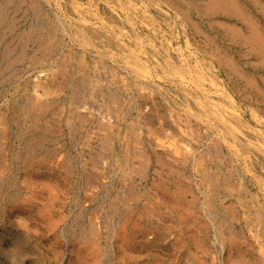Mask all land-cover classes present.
<instances>
[{"label": "rangeland", "instance_id": "obj_1", "mask_svg": "<svg viewBox=\"0 0 264 264\" xmlns=\"http://www.w3.org/2000/svg\"><path fill=\"white\" fill-rule=\"evenodd\" d=\"M220 1L0 0V264H264V0Z\"/></svg>", "mask_w": 264, "mask_h": 264}, {"label": "bare ground", "instance_id": "obj_2", "mask_svg": "<svg viewBox=\"0 0 264 264\" xmlns=\"http://www.w3.org/2000/svg\"><path fill=\"white\" fill-rule=\"evenodd\" d=\"M215 1V0H214ZM233 1H235V0H233ZM249 1V0H248ZM200 2V1H199ZM220 2H222V4L224 3L222 0L220 1ZM202 3V2H201ZM232 3V2H231ZM253 3V2H252ZM216 4V3H215ZM217 4H219V2L217 3ZM216 4V5H217ZM221 4V3H220ZM219 4V5H220ZM226 3H224V5H225ZM234 4V3H233ZM254 4V3H253ZM227 6H228V4H226ZM237 5V4H236ZM263 5V4H262ZM206 6H208V4L206 5ZM230 6V5H229ZM257 6V5H256ZM263 8V7H262ZM215 11L217 10V9H215V8H213ZM219 9V8H218ZM242 9V8H241ZM239 10V9H238ZM255 10V9H254ZM219 11V10H218ZM218 11H216V12H218ZM246 13V12H245ZM249 13V12H248ZM243 20V19H242ZM216 22H218V21H216ZM212 23V22H211ZM195 25V24H194ZM223 24H221V26H222ZM226 26V25H225ZM236 29V28H235ZM230 31H231V29H230ZM263 32V31H262ZM231 34V33H230ZM259 34V33H258ZM258 34H257V36H258ZM234 37V36H233ZM255 37H256V35H255ZM259 38V37H258ZM257 39V38H256ZM249 41V40H248ZM258 42V41H257ZM260 43V42H259ZM23 47V46H22ZM27 47V46H26ZM262 48H263V46H262ZM262 50V49H261ZM19 57V56H18ZM263 58H264V56H262ZM226 59V58H225ZM263 61V60H262ZM229 62V61H228ZM231 62V61H230ZM65 63V62H64ZM61 65V64H60ZM64 66V65H63ZM231 65H229V67H230ZM64 70V69H63ZM66 72V71H65ZM243 76V75H242ZM63 78H66V77H63ZM62 78V79H63ZM82 79V78H81ZM251 79V78H250ZM64 81V80H63ZM63 83V82H62ZM109 83V82H108ZM250 83V82H249ZM107 84V83H106ZM248 84V83H247ZM60 85V84H59ZM86 90H87V88H86ZM257 90V89H256ZM84 92V91H83ZM86 92V91H85ZM89 93V92H88ZM78 94V93H77ZM115 94V93H114ZM88 95V94H87ZM95 96V95H94ZM86 97V96H85ZM120 97V96H119ZM83 99V98H82ZM78 101V100H77ZM81 101V100H80ZM83 103V102H82ZM115 104V103H114ZM22 106V105H21ZM109 106V105H108ZM113 106V105H112ZM100 107H102V106H100ZM119 108V107H118ZM117 108V109H118ZM19 112V111H18ZM5 117V116H4ZM83 120H85V119H83ZM57 121V120H56ZM33 127V126H32ZM48 127H50V126H48ZM57 128V127H56ZM47 129V128H46ZM50 130V129H49ZM60 130V129H59ZM58 130V131H59ZM47 131H48V129H47ZM45 133V132H44ZM15 134V133H14ZM11 135V134H10ZM17 136V135H16ZM15 136V139L17 138ZM11 139H12V137H11ZM48 139H50V138H48ZM107 142V141H106ZM48 151V150H47ZM90 151V150H89ZM94 151V150H93ZM99 155V154H98ZM12 157V156H11ZM135 158V157H134ZM91 159V158H90ZM92 161V160H91ZM94 161V160H93ZM92 161V162H93ZM96 163V162H95ZM97 164V163H96ZM10 166L12 167V164H10ZM17 167V166H16ZM90 167V166H89ZM95 167V166H94ZM14 170H15V167H14ZM4 172V171H3ZM14 174H15V172H14ZM131 174V173H130ZM13 175V174H12ZM7 177V176H6ZM94 177V176H93ZM11 180V179H10ZM95 180V179H94ZM137 183V182H136ZM217 183V182H216ZM9 187V186H8ZM18 188H16V182H15V179H13V187H9V191H8V197L11 199V198H15L16 197V193L18 192V190H17ZM135 189V188H134ZM130 191V190H129ZM178 194V193H177ZM141 195V194H140ZM132 196V195H131ZM136 196V195H135ZM117 197V196H116ZM173 197V196H172ZM134 198V197H133ZM136 198H137V196H136ZM126 199V198H125ZM170 199V198H169ZM173 199H175V198H173ZM14 200V199H13ZM15 201V200H14ZM127 201V200H126ZM169 202L171 201V200H168ZM11 202V201H10ZM117 202V201H116ZM175 202V201H174ZM187 202V201H186ZM13 203V206H12V208H11V213H16V211H17V206L14 204V202H12ZM180 203H181V201H180ZM184 204H185V202H184ZM172 205V204H171ZM191 205H192V203H191ZM180 206V205H179ZM169 207H171V206H169ZM186 207H187V205H186ZM189 207V206H188ZM190 207H192V206H190ZM226 208V207H225ZM10 209V208H9ZM137 210V209H136ZM194 210V209H193ZM184 211V210H183ZM196 211V210H195ZM127 213V212H126ZM130 213V212H129ZM184 214V213H183ZM186 215V214H185ZM168 216V215H167ZM188 216V215H187ZM231 216H233L232 214H231ZM127 217V216H126ZM132 217V216H131ZM118 218H119V216H118ZM121 218V217H120ZM119 218V219H120ZM131 219V218H130ZM77 220V219H76ZM125 220V219H124ZM182 221V220H181ZM230 225H232V224H230ZM221 226V225H220ZM219 226V227H220ZM120 227V226H119ZM123 227V226H122ZM192 227V226H191ZM91 229V228H90ZM167 230V229H166ZM120 231V230H119ZM121 232V231H120ZM196 232V231H195ZM93 234V233H92ZM117 234V233H116ZM122 234V233H121ZM14 240H15V243H14V246H13V248H12V252H13V254H15V253H17V239H16V236L14 235ZM200 242V241H199ZM201 247V246H200ZM14 257V256H13ZM200 263V262H199ZM198 263V264H199Z\"/></svg>", "mask_w": 264, "mask_h": 264}]
</instances>
